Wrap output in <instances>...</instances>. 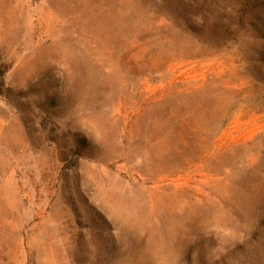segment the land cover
<instances>
[{"label":"rangeland","instance_id":"obj_1","mask_svg":"<svg viewBox=\"0 0 264 264\" xmlns=\"http://www.w3.org/2000/svg\"><path fill=\"white\" fill-rule=\"evenodd\" d=\"M0 264H264V0H0Z\"/></svg>","mask_w":264,"mask_h":264}]
</instances>
